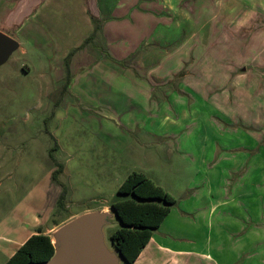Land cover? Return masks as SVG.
I'll list each match as a JSON object with an SVG mask.
<instances>
[{
    "label": "rangeland",
    "instance_id": "1",
    "mask_svg": "<svg viewBox=\"0 0 264 264\" xmlns=\"http://www.w3.org/2000/svg\"><path fill=\"white\" fill-rule=\"evenodd\" d=\"M14 1L0 0V20L7 17ZM157 1L162 23L147 38H161L158 55L147 62V68L132 65L131 69L144 74L153 69L162 74L158 82L145 76L150 88L162 90L158 112L184 122L177 135L194 137L196 143L200 137L207 142L215 137H235L237 145L253 148V155L257 151L258 188H263L264 0ZM92 5L93 0H49L37 17L23 15L20 21L24 24L5 30L17 47L0 64V264L8 257L5 248L12 238L7 223L24 226L34 205L40 206L43 232L51 236L74 216L111 209V203L120 199L119 185L131 171L168 184L176 196L187 192V184L198 176V154L170 156L164 146L133 140L138 133L147 134L148 128L130 130L118 123L117 116L114 121L105 109L85 103L58 105L53 100L59 91L47 92L42 86L50 81L41 80L42 73L71 69L73 54L90 50L85 41L92 37L93 44L101 38L100 18L93 17V28L88 30L80 15L84 9L90 14ZM107 17L103 16V21ZM147 17L149 31L153 24ZM57 26L64 27L61 34L65 39L74 38L70 35L74 30L85 38L82 47L71 50L62 61L55 43ZM86 65L91 68L96 64L89 59ZM105 118L114 124L109 129L102 125ZM196 145V150H204L202 144ZM195 189L204 193L200 185ZM202 223L179 231L182 237L199 233L197 246L187 243V238L176 241L177 246L202 250L206 232ZM117 226L113 215L103 227L111 249L109 235ZM185 258L177 255L173 264H184Z\"/></svg>",
    "mask_w": 264,
    "mask_h": 264
},
{
    "label": "crops",
    "instance_id": "2",
    "mask_svg": "<svg viewBox=\"0 0 264 264\" xmlns=\"http://www.w3.org/2000/svg\"><path fill=\"white\" fill-rule=\"evenodd\" d=\"M47 1L12 2L7 17L5 15L0 20V31L6 34V29H16L19 24H24L20 21L23 15L37 17ZM147 2L153 6L145 8L143 4ZM159 4L157 0H93L90 14L84 9L80 15L88 30L93 28L92 18H100L98 28L101 26V38L93 44L92 37L85 41L90 50L85 53L76 51L71 69L62 67L52 73H42L41 80H50L42 86L47 92L59 91L58 98L53 100L58 105L65 102L67 106H80L85 103L94 109H105L114 121L117 116L118 123L130 130L141 129L142 126L148 128L149 132H146L149 135L138 133L133 140L164 146L170 156L178 153L181 156L184 153L192 156L198 154V176L187 184V192L180 191L178 196L172 193L168 184H159L142 172L174 196L176 203L132 264H173L177 255H186L184 264H264V187L258 188L259 153L255 151L253 155V148L239 146L235 137L227 136L215 137L209 142L207 138L200 137L197 143L202 144L204 150H196L194 137L177 135L184 122L158 112L162 105V90L150 88L146 77L150 76L149 79L158 82L162 81V74H157L153 69L148 70L147 74L131 69L132 65L147 68V62L158 55L162 40L155 38L152 41L150 38L151 30L162 23L159 15L163 12ZM105 15L108 19L103 21ZM147 16L153 24H150L149 31ZM62 31L63 26L56 27L58 39L55 43L59 47L57 54L60 61L65 60L71 50L82 47L85 39L77 30L70 34L74 38L65 39ZM89 59L96 65L87 68ZM117 62L120 63L116 65ZM67 95L73 96V99L70 100ZM102 125L109 129L114 124L111 119L105 118ZM130 140L131 137L126 142ZM199 185L204 193H196L195 188H199ZM259 191H262L261 199ZM34 207V212L23 222L24 226L19 223L15 225L14 222L13 227L7 223L5 228L12 235L5 248L7 259L42 227L40 206ZM200 222L206 228V232L202 231L205 232L202 236L203 249L197 251L193 246H177L176 241L186 238L187 243L197 246L199 233L182 237L179 231Z\"/></svg>",
    "mask_w": 264,
    "mask_h": 264
},
{
    "label": "trees",
    "instance_id": "3",
    "mask_svg": "<svg viewBox=\"0 0 264 264\" xmlns=\"http://www.w3.org/2000/svg\"><path fill=\"white\" fill-rule=\"evenodd\" d=\"M117 194L120 199L110 207L118 226L110 233L109 239L123 261L132 264L168 215L176 198L140 171H131L119 185ZM53 252L50 235L43 233L40 227L3 264H40Z\"/></svg>",
    "mask_w": 264,
    "mask_h": 264
},
{
    "label": "water",
    "instance_id": "4",
    "mask_svg": "<svg viewBox=\"0 0 264 264\" xmlns=\"http://www.w3.org/2000/svg\"><path fill=\"white\" fill-rule=\"evenodd\" d=\"M16 47V40L0 31V64ZM113 215L112 209L86 211L60 224L50 236L54 252L40 264H122L104 239L103 227Z\"/></svg>",
    "mask_w": 264,
    "mask_h": 264
}]
</instances>
